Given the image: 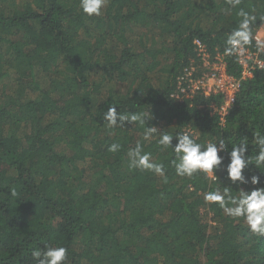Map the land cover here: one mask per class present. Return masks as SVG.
<instances>
[{
    "label": "trees",
    "instance_id": "1",
    "mask_svg": "<svg viewBox=\"0 0 264 264\" xmlns=\"http://www.w3.org/2000/svg\"><path fill=\"white\" fill-rule=\"evenodd\" d=\"M238 7L257 16L253 34L264 25V0ZM237 10L226 0H107L101 16L88 17L79 0H0V264H37L31 251L46 246L67 248V264H264V236L203 199L216 187L238 195L264 185L231 184L226 153L215 171L222 185L178 177L172 150L144 141L143 126L109 129L103 118L111 105L148 110L146 127L222 138L229 151L246 137L254 156L264 69L242 77L239 58L224 55ZM197 42L238 80L222 116L212 107L221 93L188 87L206 71ZM248 49L264 62L253 35ZM138 141L164 163L167 181L128 168ZM111 143L120 150L109 152ZM259 170L243 174L264 181Z\"/></svg>",
    "mask_w": 264,
    "mask_h": 264
},
{
    "label": "clouds",
    "instance_id": "2",
    "mask_svg": "<svg viewBox=\"0 0 264 264\" xmlns=\"http://www.w3.org/2000/svg\"><path fill=\"white\" fill-rule=\"evenodd\" d=\"M229 9H238L236 12L237 25L226 35L224 40V55L244 58L248 52V46L252 43V26L257 22V16L244 8L238 7L242 0H226ZM107 6V0H79V7L88 17H99ZM264 20V16L260 17ZM199 44V42H197ZM203 47V45H200ZM260 68L264 69V62L260 63ZM103 118L107 122L109 129L118 127L124 128L125 122L129 124H139L145 128L143 133L144 141L155 139L161 151L171 149L174 158L170 165L175 170V175L182 178H192L198 174L210 176L218 181L215 171L218 170L224 160L220 153H226L228 164L225 167L226 179L231 184L238 185H264L260 175H250L245 177L243 170L248 165H254L256 169L264 167V133L256 131L253 139L258 151L254 156H249L248 139L241 138L239 143H231V150L228 144L220 138L216 141L198 142L189 130L169 133L165 130H158L155 126L146 127V121L152 119L148 110L121 114L115 105H111L103 113ZM175 139V143H173ZM121 148L119 143L108 145V151L115 153ZM127 166L129 169L149 171L162 177L167 181L166 167L163 162L153 160L152 153L144 150V145L138 141L136 146L127 153ZM260 171V170H259ZM264 173V171H260ZM219 182V181H218ZM219 185H222L219 182ZM12 195L16 192L13 189ZM203 199L208 204H216L225 215L233 219L243 218L250 232L264 236V186L253 187L250 191L242 188L238 190V195H233L231 186L216 187L203 193ZM67 248L63 246H46L44 249L36 248L31 251V257L37 264H67Z\"/></svg>",
    "mask_w": 264,
    "mask_h": 264
},
{
    "label": "built area",
    "instance_id": "3",
    "mask_svg": "<svg viewBox=\"0 0 264 264\" xmlns=\"http://www.w3.org/2000/svg\"><path fill=\"white\" fill-rule=\"evenodd\" d=\"M253 39L257 50H264V25L255 30ZM200 45L199 43L197 46V55L200 56V60L206 71L197 79L188 78V87L190 90L200 89L206 95L221 93L223 95L221 106L219 109L214 105L212 107L222 116L234 99L238 80L226 72L225 62L221 55H216L213 60H210L207 51ZM257 55V51L248 49L246 56L242 58L245 62H241V58H239V62L242 65V77L249 76L255 66H260L262 61ZM189 75L190 71L187 73V76ZM180 90L184 92L185 88H181Z\"/></svg>",
    "mask_w": 264,
    "mask_h": 264
},
{
    "label": "rangeland",
    "instance_id": "4",
    "mask_svg": "<svg viewBox=\"0 0 264 264\" xmlns=\"http://www.w3.org/2000/svg\"><path fill=\"white\" fill-rule=\"evenodd\" d=\"M206 211H207V210H206ZM206 219H207L208 221H210V220H209V215L206 216ZM211 223H212V222H211Z\"/></svg>",
    "mask_w": 264,
    "mask_h": 264
}]
</instances>
